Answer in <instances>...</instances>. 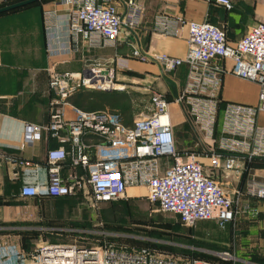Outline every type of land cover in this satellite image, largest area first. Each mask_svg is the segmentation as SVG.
I'll use <instances>...</instances> for the list:
<instances>
[{"label":"built area","instance_id":"built-area-1","mask_svg":"<svg viewBox=\"0 0 264 264\" xmlns=\"http://www.w3.org/2000/svg\"><path fill=\"white\" fill-rule=\"evenodd\" d=\"M208 1L227 11L233 8L232 0ZM58 4L62 12L56 8L42 12L51 54L79 52L82 46H114L123 30L137 29L142 22V9L136 0H123L122 7L115 0H59ZM151 27L171 36L186 30L187 50L182 57L147 55L138 47L132 48L131 55L157 62L164 72L187 66L186 83L175 101L197 130L200 151L186 149L182 153L178 149L169 103L159 92L152 93L148 112L130 124L121 122L116 111L84 110L72 104L70 98L81 90L111 92L122 88L117 73L126 68L124 58L93 61L78 71L50 68L48 120L43 124L24 122L19 148L32 146L46 136L59 144L46 152V184L23 183L19 193L24 197L77 195L87 185L94 206L126 199L128 188L143 187L145 198L157 210L176 214L181 224L191 227L212 220L224 229L236 220L239 210L216 178L218 173L234 171L240 176L246 172L245 186L236 194L264 200V174L257 175L251 168L253 161L264 160V126L257 122L258 114L264 112V22L254 23L235 42L227 40L221 26L186 20L177 14H154ZM53 33L54 38L63 35L64 39L53 43ZM226 59L232 61L229 69L223 63ZM225 72L256 82L257 104L228 101L220 109ZM198 153L208 155L209 170ZM5 158L23 169L39 166L27 159ZM64 161L72 169L84 170L86 176L74 172L62 176ZM5 245L18 264H213L211 259H178L147 248L110 243L87 247L44 242L28 252L17 244ZM220 255L231 258L228 252Z\"/></svg>","mask_w":264,"mask_h":264},{"label":"crops","instance_id":"crops-1","mask_svg":"<svg viewBox=\"0 0 264 264\" xmlns=\"http://www.w3.org/2000/svg\"><path fill=\"white\" fill-rule=\"evenodd\" d=\"M54 1L55 5L41 10L40 5L35 2L34 5L28 3L0 12V264H18L10 249L3 247L5 244H17L31 251L40 236L70 229L71 220L78 216L83 203L79 201L81 197L86 195L91 201L87 185L77 195L39 194L24 197L19 193L23 183L46 184V152L59 144L56 139L46 136L32 146L19 148L24 122L43 124L48 120V100L52 95L48 87L50 68L78 71L93 61H105L114 56L124 58L126 68L119 71L117 77L128 69L149 71L156 75L154 78L159 80L157 91L167 99L170 113L171 108H174L179 114L176 116L174 113V133L177 129L189 134V127L192 126L199 140V134L185 114L183 106L175 101L186 83L187 66L181 65L174 71L164 72L157 62L131 58L132 48L138 47L147 55L166 53L182 57L185 54L186 30L183 29L178 36H171L154 31L151 27L153 15L160 12L181 15L186 20H206L221 26L229 42L240 39L254 23L264 22V0H232L233 8L229 11L208 0H136L142 9L141 25L134 30H123L116 45L92 49L82 46L79 52L51 54L47 48L49 39L44 29L42 12L46 8H56L62 12L59 0ZM115 2L122 7L123 0ZM54 34L51 35L53 43H60L64 39L63 35L58 38L56 35L54 38ZM223 63L226 69L232 65L231 59H226ZM85 91L81 90L74 96ZM258 93L259 86L256 82L225 72L219 91L220 109L228 101L255 105ZM70 100L74 103L73 99ZM257 122L264 126V112L258 114ZM186 138V142L177 143L175 135L178 149L182 153L186 149L199 152L200 147L196 145L198 140ZM5 156L27 159L39 166L23 169ZM255 162L258 164L252 165V171L257 175L264 174V160L257 159ZM62 164V176L66 177L72 172L82 178L86 176L81 168L72 169L67 161ZM247 177L246 172L236 176L234 171L229 175L221 172L216 175L226 193L236 201L239 210L236 220L226 228L238 226V234L246 240L245 248L255 251L258 257L264 259V200L236 194L237 190L244 188ZM145 194V188L131 187L127 189L124 200L132 201L145 197ZM247 263L259 264L249 260Z\"/></svg>","mask_w":264,"mask_h":264},{"label":"rangeland","instance_id":"rangeland-1","mask_svg":"<svg viewBox=\"0 0 264 264\" xmlns=\"http://www.w3.org/2000/svg\"><path fill=\"white\" fill-rule=\"evenodd\" d=\"M22 1L25 0H0V8ZM35 2L40 5V10L52 7L55 3L54 0H36L30 3L34 5ZM131 58L138 59L133 56ZM138 60L144 61L140 58ZM154 76L156 75L149 71L128 69L117 77L122 88L114 91L126 95L123 108L128 111L127 115L132 121L148 112L152 93L159 92V80ZM72 104L77 106L73 102ZM171 112L173 121L174 113L176 116L179 114L174 108H171ZM193 129L192 126L189 127V134L175 129L177 143L186 142V137L197 141L198 135ZM198 154L206 165V170H209L208 155ZM79 201L83 203L78 216L71 220L70 229L40 236L34 243V248L44 242L76 243L87 247L110 243L127 248H147L155 254L178 259H196L199 262L211 259L213 264H248V260L264 264V259L258 257L255 251L245 248L246 240L238 234V226L221 229L211 220L199 221L191 227L185 226L176 214L157 210L144 196L132 201L122 199L94 206L86 195ZM223 252H228L231 258H221L220 253Z\"/></svg>","mask_w":264,"mask_h":264},{"label":"trees","instance_id":"trees-1","mask_svg":"<svg viewBox=\"0 0 264 264\" xmlns=\"http://www.w3.org/2000/svg\"><path fill=\"white\" fill-rule=\"evenodd\" d=\"M72 97L70 99H73L74 103L84 110H96V109L109 108L113 111L118 112L119 119L121 122L125 124H130L132 122L131 119L127 115L128 111L123 108V104L125 103L127 99L126 95L123 93H119V92L115 93V91L106 92V91H97V90H86L84 93H80L74 96L73 98ZM255 161L252 162V165L258 164ZM113 202L115 201H110L108 203H113ZM23 250L28 252L25 249Z\"/></svg>","mask_w":264,"mask_h":264},{"label":"water","instance_id":"water-1","mask_svg":"<svg viewBox=\"0 0 264 264\" xmlns=\"http://www.w3.org/2000/svg\"><path fill=\"white\" fill-rule=\"evenodd\" d=\"M32 1H36V0H25V1H22V2H19V3H15V4H12V5L6 6V7H2V8H0V12L6 11V10H9V9H13V8H16V7H19V6H22V5L30 3Z\"/></svg>","mask_w":264,"mask_h":264}]
</instances>
